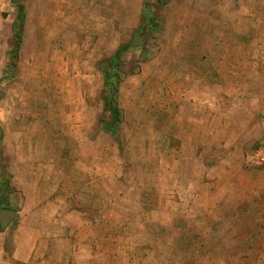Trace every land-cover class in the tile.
I'll return each instance as SVG.
<instances>
[{"label":"rangeland","instance_id":"rangeland-1","mask_svg":"<svg viewBox=\"0 0 264 264\" xmlns=\"http://www.w3.org/2000/svg\"><path fill=\"white\" fill-rule=\"evenodd\" d=\"M22 1L12 72L18 12L0 0V188L12 184L0 264H264V185H224L220 162L236 146L220 110V141L200 143L212 129L207 83L236 65L225 54L237 40L264 38V1L256 34L237 29L227 0ZM121 47L112 131L105 74ZM223 103L237 102L212 99ZM252 113L237 128L244 166L264 169V113ZM34 226L48 250L16 259Z\"/></svg>","mask_w":264,"mask_h":264},{"label":"crops","instance_id":"crops-1","mask_svg":"<svg viewBox=\"0 0 264 264\" xmlns=\"http://www.w3.org/2000/svg\"><path fill=\"white\" fill-rule=\"evenodd\" d=\"M263 1L227 0L228 5L230 4L228 10L236 13V15L233 16L240 21L239 24L241 25L238 26V30L255 32L256 28L259 27L256 25L259 20L256 18L258 17L257 13L260 15L261 4ZM241 16L242 19H240ZM226 29L231 30L230 27H226ZM220 46H223L226 50L227 48L232 47V45L228 43H224L223 45L220 44ZM235 47L237 48L236 52L232 54L227 50L228 54H225V58L227 63H236V65H233L232 68L222 72L210 83H207L204 94L208 95V98H205L204 103L209 102L210 104L209 106L207 104L204 105L205 111H207L208 108V119L211 117L212 129L208 134L204 135L202 140L200 139V143L206 142L207 140H209L208 142L211 144L218 140L220 141L219 136L214 132L212 125V122L214 123V117L212 118L210 109L211 111L220 110V115L215 117L216 119H219L216 126L219 124L220 128L228 131L229 134L227 136V141L236 146V151H229L220 162L219 167L221 175H223L224 185L228 187L235 183L238 184L242 182L244 178L248 179L252 184L264 185V169H246L244 166V154L241 145L242 140L239 139L240 133L237 130L238 127L244 125L243 122H245V117L249 113L253 112L252 114L255 115L257 113H264V88L262 86L264 84H260L264 81V38L252 34L251 37L237 40ZM260 68L262 69L261 72L259 70ZM209 84H214L215 88L219 87V90L215 93H211L209 88L212 89V85L209 86ZM211 95L219 97L221 100L226 99L233 102L236 101L237 103H233L234 106L229 105L228 103H223L222 105L214 107L212 99L215 97ZM211 97L213 98L211 99ZM211 106L213 108H211ZM195 139L197 142L199 141V138ZM224 140L226 139H223L222 141ZM45 219H49L50 222L56 223L65 221V218H62L60 215L46 216ZM77 219H80V221L83 222L81 217H77ZM76 221L78 222V220ZM34 222H38V220H34ZM55 230L57 229L55 228ZM45 231H42L36 226L30 228L29 238L26 241V245H23V242L19 240L16 241L14 257L21 261H30L34 255H39L43 250H48L42 238ZM46 244H48L47 241ZM58 251L59 252H56L55 249L52 251V254H79L80 249H61Z\"/></svg>","mask_w":264,"mask_h":264},{"label":"trees","instance_id":"trees-1","mask_svg":"<svg viewBox=\"0 0 264 264\" xmlns=\"http://www.w3.org/2000/svg\"><path fill=\"white\" fill-rule=\"evenodd\" d=\"M17 8V17L16 21L13 26L14 35L16 38V42L14 45V49L11 53V71H15L16 66V60L19 58V52L20 47L23 41V35H24V26H25V20H26V7L22 0H14ZM125 47L119 48L114 57L111 60L110 68L107 69L105 74V83L110 89L111 94V113H112V121L109 123V128L112 131H115V129L118 127L121 121V111L118 107L117 102V94L119 92V84L122 81L121 75L118 72V66L120 64V58L122 56V53L124 51ZM116 133V132H114ZM10 177H12V174H9ZM11 182L8 180L6 182V189L0 188V207L3 205H6L7 199H6V191L9 187H11Z\"/></svg>","mask_w":264,"mask_h":264},{"label":"water","instance_id":"water-1","mask_svg":"<svg viewBox=\"0 0 264 264\" xmlns=\"http://www.w3.org/2000/svg\"><path fill=\"white\" fill-rule=\"evenodd\" d=\"M12 216H13V211L3 210L2 213H1L2 223L6 225L9 217H12Z\"/></svg>","mask_w":264,"mask_h":264},{"label":"built area","instance_id":"built-area-1","mask_svg":"<svg viewBox=\"0 0 264 264\" xmlns=\"http://www.w3.org/2000/svg\"><path fill=\"white\" fill-rule=\"evenodd\" d=\"M264 160V158H262Z\"/></svg>","mask_w":264,"mask_h":264}]
</instances>
